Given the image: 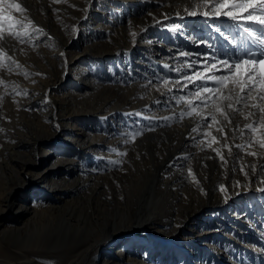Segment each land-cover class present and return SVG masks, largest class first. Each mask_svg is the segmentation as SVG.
<instances>
[{"label": "bare ground", "instance_id": "bare-ground-1", "mask_svg": "<svg viewBox=\"0 0 264 264\" xmlns=\"http://www.w3.org/2000/svg\"><path fill=\"white\" fill-rule=\"evenodd\" d=\"M15 3L25 11L9 9L14 19L3 21L0 121L19 131V139L3 138L0 128V212L8 205L27 213L0 229V264H173L168 257L177 251L184 258L179 264H264V129L254 123L261 113L232 101L242 114L230 116L228 124L213 105L224 107L230 101L214 93L197 99L191 93L200 85L184 79L197 71L204 74L205 57L209 65L225 60L220 50L254 38L241 23L253 31L260 25L223 15L205 17L203 12L219 0L206 5L205 0L142 1L141 8L128 12L122 11L129 6L125 0H118V7L107 0L101 13L92 12L93 6L99 7L94 0ZM191 11L197 15H188ZM85 13L98 16L96 23L111 31L104 41L87 35L86 47L103 48L96 63L103 62L101 54L115 51V65L97 75L81 71L78 84L85 83L88 90L57 97L56 69L64 58L60 52L67 49V37L79 29ZM9 31L19 32L28 45H17ZM184 36L195 44L190 47ZM158 40L167 46L156 48ZM197 44L204 49L197 50ZM189 63L194 67L189 69ZM202 84L219 87L212 81ZM187 88L192 92H184ZM188 101L202 116L183 115L191 111ZM248 103L264 107L258 96ZM249 111L257 115L245 120ZM246 123L258 130L245 129ZM55 126H62L58 134H53ZM136 132L141 134L133 138ZM66 134L70 140L61 145L63 154L54 164L69 163L73 171L61 183L52 179L42 184V176L40 192L30 190L33 201L28 204L23 192L17 205L10 185L28 171L31 153L43 139ZM84 145L93 156L82 160ZM62 186L68 189L60 192ZM246 195L256 202L244 200ZM231 223L238 242L208 236L217 227L223 233ZM101 242L103 250L97 251Z\"/></svg>", "mask_w": 264, "mask_h": 264}, {"label": "rangeland", "instance_id": "rangeland-1", "mask_svg": "<svg viewBox=\"0 0 264 264\" xmlns=\"http://www.w3.org/2000/svg\"><path fill=\"white\" fill-rule=\"evenodd\" d=\"M107 0H94V4H98L99 7H92V12L93 13H101L103 8H106L107 4H106ZM116 3V7H118V0H113ZM142 1L143 4L145 3H150L153 2V0H125V2L127 3L126 5L127 8L125 9V7H123L125 10V12H128L129 10H134V9H139L142 7ZM110 5V4H109ZM123 6H125V4H123ZM76 15H81V13H76ZM128 16V15H127ZM127 16H124V19L127 18ZM98 16H87V13H85V15L82 16V18L79 21V29H76L75 33H71V36L69 35V37H67L68 41V47H67V52L66 50H62V52H60V56L64 57L63 60L61 62H59L58 68L56 69V78H55V83L56 85L54 86L55 89V94L57 97L62 96L63 94L70 92L71 90H77V91H84V89L86 88L88 90V87L85 83H80L78 84L79 80L77 79V75L78 73H80L81 71L86 72L88 75H97L96 72H104L105 70H107L109 72V65L110 66H114L115 61H114V56L116 54L115 51H111V52H105L104 54H101V59L103 60V62L101 63H96L95 60L98 59V57L96 56L97 52H102L101 49H99L98 46H93L92 47H86L87 43L85 38L87 37V35L92 34L95 35L96 37V41L100 40V39H106L110 29H106L103 25H101L100 23H96ZM100 21V19H99ZM224 24V29L227 25V23L222 22ZM221 25V24H220ZM223 26V25H222ZM15 28L13 29H19V31H22V26L20 25H14ZM223 31V28H222ZM12 33H16L15 31H11ZM111 32V31H110ZM197 34V31L195 32ZM23 35V33H22ZM8 36L9 33H8ZM91 36V35H90ZM20 38L15 39L12 36H10L9 38L13 41H15V43L17 45H20V47H26L28 44L25 43V41H23V39H21V34L19 36ZM149 38L151 37V35L148 36ZM186 37V38H185ZM190 37L184 36V41L190 43V47H192V45L195 44L196 40H190ZM18 40V41H17ZM22 41V42H21ZM104 41V40H103ZM89 42V41H88ZM95 42V41H94ZM158 43H156V48H159L160 46H164L166 47L167 44L163 43L161 40L157 41ZM152 43H148V45H151ZM197 50L200 49H204L202 48V45L197 44L196 45ZM109 51V50H108ZM67 53V54H66ZM137 56L139 57V55L137 54ZM70 57V58H69ZM71 59L72 61H66L65 60ZM142 63V62H140ZM1 64V63H0ZM2 66V64H1ZM148 76H150L149 74H146ZM197 83L201 86L202 81H197ZM191 89L194 88V86L192 85L190 87ZM189 88V89H190ZM188 88L184 90V92L188 93V92H192L190 91ZM197 87H195L193 90L197 91ZM81 104V103H80ZM81 106V105H80ZM0 128L3 129V138H11V140L14 141H18L19 139V131H16L15 129L9 127L8 125H4L2 121H0ZM62 126H55V129L53 131V134H58V129H61ZM15 130V131H14ZM78 130V129H76ZM70 132V131H68ZM23 137V136H22ZM70 138H68V135H64L61 138H52V139H43L42 140V146L40 147V149L38 151L32 152L30 160L28 162V164L26 165L28 168V171H22V178L20 179L21 181H16L17 183H12V185H10V187L13 188V195L12 198L13 200L16 202V204L18 205L21 202V198H22V194L23 192L27 194V196L29 197L27 199V203H31L32 197L30 193V190L32 191L34 188L36 189V192H40V187L39 185V181L42 178H44L43 183L42 184H49V182L52 179L57 180L58 182L61 183V178L64 176H67L66 174H69L73 171L72 168H68L67 166H70L68 164L66 165H60L57 166L54 164V161L57 157V155H61L63 154V151H60L59 148L61 147V145L66 146V144L68 143L67 141H69ZM24 145H29L28 141H25ZM71 147V146H70ZM68 148V147H66ZM248 148V147H247ZM81 151H80V159H85L87 157H92L93 153L87 148V146H81L80 147ZM25 150L24 148H22V152L24 153ZM26 151V150H25ZM8 175L9 174V171ZM38 186V188H37ZM68 189V186H62L60 188V192L64 191L65 189ZM253 189L251 190H257V186L256 187H252ZM254 199H256L253 195H246L244 196V200L247 201H254ZM256 202V201H254ZM5 204V203H4ZM1 212H0V229L5 227L7 224H13L17 219L22 218L24 215H26V211H21V212H16V206L14 208H9L8 205H5L4 209L3 207L1 208ZM19 217V218H18ZM229 218L233 219V216L231 215ZM228 218V219H229ZM229 227V228H227ZM219 228H214L213 231L209 232L208 236L210 237H221L224 241L225 240H229L230 242H238L237 241V229L234 230V226L231 223V226H226L225 228H222L223 233H219L218 232ZM233 231V233H229ZM244 231H242L241 233H243ZM230 234V235H229ZM239 234V233H238ZM122 240V239H121ZM119 240V241H121ZM103 244L104 242H101L97 245L96 250L97 251H102L103 250ZM170 247H173L175 245H168ZM143 248V247H141ZM179 249V248H177ZM95 250V251H96ZM144 250V249H143ZM117 251V247H114L112 252H116ZM143 252V251H141ZM154 258L157 261L158 256H157V252H154ZM173 254H175V256L170 259V257H166L164 256L166 259L171 260L173 262V264H179L181 262H184V258H183V254H179L178 255V251L174 252ZM14 262V261H13ZM18 262V261H17ZM15 264H20L19 262ZM161 262V261H160ZM83 264H90L89 262H84ZM185 264H189V261H185ZM228 264V263H226Z\"/></svg>", "mask_w": 264, "mask_h": 264}, {"label": "snow or ice", "instance_id": "snow-or-ice-1", "mask_svg": "<svg viewBox=\"0 0 264 264\" xmlns=\"http://www.w3.org/2000/svg\"><path fill=\"white\" fill-rule=\"evenodd\" d=\"M208 2L209 0H205V5ZM5 5L7 7H5ZM205 5H200V7H204ZM9 9H15L17 12L25 11L19 3H15V0H0V40L4 39L3 21L7 20L11 22L14 19V17L8 12ZM185 11H187V9H185ZM188 15L195 16L197 15V12L191 11L188 12ZM203 15L205 17L210 15H223L236 21H244L264 26V0H219V3L215 7H212L209 11L203 12ZM16 23L20 22L17 21ZM8 26L9 29L13 27L11 23H9ZM239 26L243 28V31L250 37L255 38V41L259 45L258 51H246L242 56L235 59L217 60L216 63L211 65L208 64L207 57H205L201 62L204 68V74L197 71L194 73V77L185 76L184 79L194 85L197 81L205 83L212 81L219 85V87L215 88L201 85L197 91L191 93V95L200 99L204 93H214L222 96L224 100L230 101L224 107H221L220 104L213 105L215 112L220 113L228 124L232 123L230 116L242 114L241 108L234 107L232 102L234 101L236 105L242 104L246 108H257L261 115H259L258 119L254 123L259 126V129H264V107H261L259 104L254 103L249 105L248 103L250 100H256L257 96L260 100H264V95H260L261 92H264V39H262L264 33L257 35V32L253 31L250 27H245L242 23ZM9 35L18 39L20 33H12L9 31ZM233 42L235 43V41ZM181 55L188 56L190 53H181ZM213 59L215 60L216 57H213ZM217 64L220 65V69H217ZM187 67L191 69L194 67V64L189 63ZM211 70H224L228 72V75L215 76L206 74ZM0 83H2V81H0ZM165 84H167V81H165ZM225 90L227 91V95H225ZM253 92H256L257 96H254ZM179 102L180 101L178 100L177 103ZM188 104L191 107V111H186L183 115H187L189 117H192L194 114L202 116L201 113L197 112L196 107H192L191 101H188ZM225 108L231 111H226ZM256 115V113L249 111L244 119L248 120L250 117ZM202 119L207 120L208 118L202 117ZM211 119L219 123V121L216 120L215 115H212ZM254 123H246L244 124V128L252 132H256L258 128L254 126ZM204 126L208 127L210 125L205 124ZM192 131L195 132L198 131V129L194 128ZM217 131H222V129H217ZM140 134V132H136L133 138H135V136H139ZM237 147L242 146L237 145ZM260 147H264V143H261ZM229 153H231V149H229ZM248 154L253 156L256 155L255 152H250ZM221 159H223V157H221Z\"/></svg>", "mask_w": 264, "mask_h": 264}]
</instances>
